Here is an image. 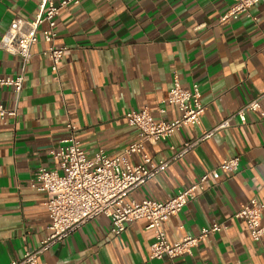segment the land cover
I'll use <instances>...</instances> for the list:
<instances>
[{
  "label": "crops",
  "instance_id": "1",
  "mask_svg": "<svg viewBox=\"0 0 264 264\" xmlns=\"http://www.w3.org/2000/svg\"><path fill=\"white\" fill-rule=\"evenodd\" d=\"M232 0H82L61 10L56 44L66 49L52 71L49 44L41 32L16 97L0 87V101L17 115L0 119V264H10L48 235L47 195L31 186L34 172L54 169L49 154L69 137L67 124L88 156L122 154L138 140L125 114L149 108L157 120H173L164 104L177 74L184 88L198 84L206 111L199 126H186L144 154L169 158L193 139L264 91V0L250 16L221 20ZM40 0H0V41L15 18L31 21ZM253 17L255 19H253ZM22 71V60L0 47V76ZM160 107L165 108L159 113ZM264 112V101L261 102ZM240 155L235 173L219 170L196 198L164 223L170 241L198 234L214 223L223 228L205 238L192 255L150 258L154 231L139 219L113 236L110 219L99 215L40 255L37 264H264V250L243 220L233 215L251 198L263 205L264 115L247 111L213 137L133 191L129 199L162 200L189 186L226 158ZM142 154L130 156L132 164Z\"/></svg>",
  "mask_w": 264,
  "mask_h": 264
},
{
  "label": "built area",
  "instance_id": "2",
  "mask_svg": "<svg viewBox=\"0 0 264 264\" xmlns=\"http://www.w3.org/2000/svg\"><path fill=\"white\" fill-rule=\"evenodd\" d=\"M81 1L40 0L39 11L33 20L23 18L12 20L0 41V47L9 54L21 58L22 71L14 76H0V87H11L19 98L23 88L25 67L32 58V47L38 41L39 32L49 44L48 55L52 71L59 70L66 48L55 42L57 18L62 9L77 5ZM260 1L262 0H232L231 6L221 20L236 19L243 14L250 16V9ZM201 98V90L197 83L191 88H184L178 75L174 74L172 87L163 103L175 106L179 115L168 121L157 120L147 107L127 112L125 118L129 125L137 128L138 140L129 144L122 154L115 157H109L104 150L88 156L74 136L75 126L69 122L67 124L70 130L69 137L62 140L57 148L49 151L56 167L37 169L31 180V186L44 191L47 195L45 205L51 219L48 235L37 248L27 250L22 257L11 260L10 264H37L41 254L70 236L82 224L99 215H105L110 219V231L113 236H120L129 223L145 219L148 222L147 228L154 231L150 258L156 260L192 255L194 249L205 238L219 232L223 226L214 223L201 228L198 234L187 235L179 241H170L164 223L196 198L197 192L203 189L210 175L218 177L219 170L226 173L237 172L241 164L240 155L224 159L217 168L201 175L197 181L178 190L169 198L129 199L133 191L165 171L173 162L186 156L202 142L229 127L234 120L238 119L244 124L247 111H258L264 115L261 107V102L264 101L263 91L220 123L185 141L169 158L154 160L144 154L147 143L155 144L186 126H199L206 111V105ZM158 111L164 113L165 108L160 107ZM16 115V108H7L0 101V119ZM134 154L143 155L139 163L132 164L129 161L130 156ZM262 213L263 205L256 198H251L242 204L233 216L245 222L251 239L261 244L264 250Z\"/></svg>",
  "mask_w": 264,
  "mask_h": 264
}]
</instances>
